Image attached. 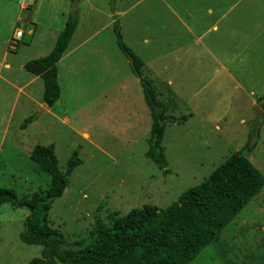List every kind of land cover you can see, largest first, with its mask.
<instances>
[{
	"label": "rangeland",
	"instance_id": "1",
	"mask_svg": "<svg viewBox=\"0 0 264 264\" xmlns=\"http://www.w3.org/2000/svg\"><path fill=\"white\" fill-rule=\"evenodd\" d=\"M164 1L183 19V0ZM125 5H134L130 14H142V30L149 25L161 28L167 21L164 18H170L158 16L157 0H129ZM18 11L16 1L10 6L9 0H0V187L12 189L17 198L48 189L49 175L29 158L35 145L54 146L61 172L76 154L81 163L70 174L67 187L53 201L48 215L50 225L67 245L87 239L96 214L109 223L115 213L124 215L145 204L168 206L248 141L257 98L264 95V61L247 56L246 62L234 64L239 69H223L231 66L223 58L226 41L222 35L212 37L211 32L205 37L219 43L200 57L207 68L201 72L200 64H191L183 71V106L175 112L169 107L165 114L168 110L176 117L192 114L181 124H165L161 145L166 166L160 167L146 156L151 119L148 111L141 114L128 105L139 101L142 92H135L136 77L115 43L114 54L123 59V70L117 72L118 77L123 74V82L112 75L101 77L98 69L86 66L85 58L94 59L98 65L101 55L86 52L92 47L88 42L61 63V96L49 111L26 97L31 91L34 99L42 100L39 87L43 82L40 78L25 87L31 74L19 67L45 50L38 48L41 41L27 34V26L13 22ZM21 13L23 19L25 10ZM203 17L205 29L207 20L216 15ZM173 20L177 22L175 17ZM18 28L26 33L11 47L12 34ZM162 32L156 38V54L166 48L163 44L168 32ZM251 37L264 42V33H252L250 43ZM130 43L125 42L136 55L146 54V49ZM5 63H10L9 69ZM29 117L32 121L25 122ZM258 123L256 144L247 157L264 177V118ZM27 214L24 207L0 205V264H27L40 256L41 245L25 244L19 238ZM189 264H264V184L219 238Z\"/></svg>",
	"mask_w": 264,
	"mask_h": 264
},
{
	"label": "trees",
	"instance_id": "2",
	"mask_svg": "<svg viewBox=\"0 0 264 264\" xmlns=\"http://www.w3.org/2000/svg\"><path fill=\"white\" fill-rule=\"evenodd\" d=\"M72 0L64 29L56 38L52 50L45 56L27 61L23 68L43 80V103L51 107L58 101L60 87L57 81V62L77 26V5ZM113 4L114 0H110ZM113 31L119 50L128 60L132 73L139 79L145 103L151 115V135L146 156L158 166H166L161 145L165 124H178L186 116L166 115L174 107L157 100L155 87L142 75L143 62L122 39L118 22ZM254 119L250 124L248 141L228 156L199 184L188 188L176 201L164 208L145 204L124 215L115 213L109 223L99 214L86 240L67 245L60 232L49 222L53 201L62 196L69 176L81 161L76 154L67 161L65 172L58 169L54 146L35 145L30 160L50 177V185L43 192L17 198L12 189L0 187V205L24 207L28 214L20 240L29 245H41V254L27 264H189L210 242L219 238L223 228L260 191L264 184L262 173L247 155L255 147L259 123L264 118V95L257 98ZM32 121V117L25 122ZM100 211V208L98 209Z\"/></svg>",
	"mask_w": 264,
	"mask_h": 264
},
{
	"label": "crops",
	"instance_id": "3",
	"mask_svg": "<svg viewBox=\"0 0 264 264\" xmlns=\"http://www.w3.org/2000/svg\"><path fill=\"white\" fill-rule=\"evenodd\" d=\"M9 1L10 6H13V1L19 4L18 15L13 22L21 21L24 27L27 26V34L33 36V39L36 38L37 41H41L38 48L42 46V49L45 50L40 57L47 55L52 50L57 36L65 27L72 0ZM128 1L114 0L113 4L110 0L79 1L77 5V26L56 65L58 84L61 63L73 53L84 48L88 42H92V47H87L86 52L90 51L101 55L98 65L94 59L85 58L84 63L86 66L91 67L93 71L98 69L101 77L112 75L111 78L123 82V74L120 77L117 75V72L120 74L123 70V59L118 58L117 53L114 54L116 37L112 25L115 20L118 22L121 36L128 46L132 42V44L139 45L147 50L146 54L137 55L143 62L142 75L154 85L157 100L165 104H168L170 99L174 100L175 106L171 112H175L183 106V71L188 68V65L200 64L202 72L208 65L204 66L200 57L206 52H211L212 48H215L214 43L219 45L215 40L214 42L213 40L206 41L205 37L208 33L213 32L212 37L216 38H220V35H222V38L226 41V43L224 42L223 58L231 67L222 66L223 69L231 71L232 67H236L234 64L246 62L247 56H251V60L264 61V42L256 41L252 37L251 43L249 41L252 33H264V0H183V19L164 0H157L159 6L158 16L163 18L169 15L170 18H164L167 21L164 22L161 28L156 26L152 28L149 25L145 26L144 30L140 26L142 14H130L134 5L126 6L125 4ZM21 10H25L23 19H21ZM204 14L216 15L213 19L207 20L208 25L205 29H203ZM9 15L13 16L12 14ZM148 15L152 17L153 11H150ZM225 16L226 21L224 20ZM173 17L177 22L173 20ZM164 30L168 32L164 37V41H167L163 44L166 48L162 54H156V38L159 37L158 33H164L162 32ZM26 32L24 31L22 39ZM103 32L104 34H102ZM135 54L137 53L135 52ZM25 63L20 65L19 68L24 69ZM4 66L9 69L10 63H5ZM236 68L239 69V67ZM30 74L31 78L25 84L27 88L40 79L39 76ZM186 77H184V80ZM39 88L43 94L44 84ZM124 88L120 87L121 90ZM134 89L137 93L142 92V96L139 95V101L129 102L128 105L134 106L139 110V113L146 115L149 109L145 105L146 103L143 102L145 101L143 90L137 77L134 80ZM25 95L30 100L36 101L39 106L46 107V111L50 110V107L43 103V98L42 100H38V97L34 99L31 91H27ZM122 110L123 108L120 109V111ZM169 110L167 115L171 114H169ZM191 114L188 113L186 119L191 117ZM149 116L151 119L150 112ZM216 128H219L218 125H216ZM82 135L88 137L85 132Z\"/></svg>",
	"mask_w": 264,
	"mask_h": 264
},
{
	"label": "built area",
	"instance_id": "4",
	"mask_svg": "<svg viewBox=\"0 0 264 264\" xmlns=\"http://www.w3.org/2000/svg\"><path fill=\"white\" fill-rule=\"evenodd\" d=\"M23 34H24V31L22 29H19V28L16 29L12 35L10 46L15 47L18 44V42L22 39Z\"/></svg>",
	"mask_w": 264,
	"mask_h": 264
}]
</instances>
